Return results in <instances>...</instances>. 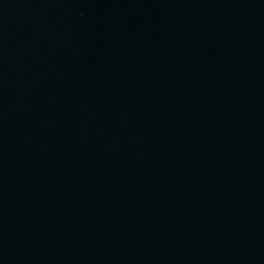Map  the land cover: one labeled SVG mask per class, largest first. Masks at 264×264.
I'll return each instance as SVG.
<instances>
[{
	"label": "water",
	"instance_id": "obj_1",
	"mask_svg": "<svg viewBox=\"0 0 264 264\" xmlns=\"http://www.w3.org/2000/svg\"><path fill=\"white\" fill-rule=\"evenodd\" d=\"M0 264H264V0H0Z\"/></svg>",
	"mask_w": 264,
	"mask_h": 264
}]
</instances>
